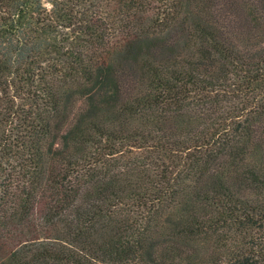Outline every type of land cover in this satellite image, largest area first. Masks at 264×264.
<instances>
[{"label": "trees", "instance_id": "1", "mask_svg": "<svg viewBox=\"0 0 264 264\" xmlns=\"http://www.w3.org/2000/svg\"><path fill=\"white\" fill-rule=\"evenodd\" d=\"M0 264H264V0H0Z\"/></svg>", "mask_w": 264, "mask_h": 264}]
</instances>
